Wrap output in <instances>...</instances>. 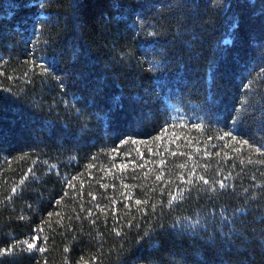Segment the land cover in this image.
Here are the masks:
<instances>
[{
	"label": "trees",
	"instance_id": "16d2710c",
	"mask_svg": "<svg viewBox=\"0 0 264 264\" xmlns=\"http://www.w3.org/2000/svg\"><path fill=\"white\" fill-rule=\"evenodd\" d=\"M5 249L264 264V0H0Z\"/></svg>",
	"mask_w": 264,
	"mask_h": 264
},
{
	"label": "snow or ice",
	"instance_id": "6c2138e0",
	"mask_svg": "<svg viewBox=\"0 0 264 264\" xmlns=\"http://www.w3.org/2000/svg\"><path fill=\"white\" fill-rule=\"evenodd\" d=\"M201 179H203V178L201 177ZM205 183H207V181H205ZM223 186H224L223 183H221V187H223ZM13 191H15V189H13ZM25 243H27V242H25ZM27 247H28V249H32L35 247V245L32 243H27ZM10 250L11 249L0 250V255L4 254L5 252L10 251Z\"/></svg>",
	"mask_w": 264,
	"mask_h": 264
}]
</instances>
